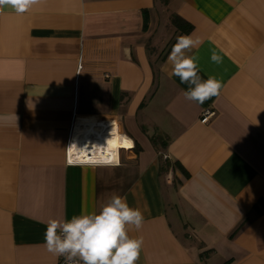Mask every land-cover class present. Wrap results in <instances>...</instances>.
<instances>
[{
  "label": "crops",
  "instance_id": "0c3cea01",
  "mask_svg": "<svg viewBox=\"0 0 264 264\" xmlns=\"http://www.w3.org/2000/svg\"><path fill=\"white\" fill-rule=\"evenodd\" d=\"M188 34L202 41L186 52L199 75L222 84L202 105L168 61ZM72 127L112 138L119 166L67 164ZM112 195L143 214L126 226L143 240L136 264H264V0L0 9V264H52L48 221L99 212Z\"/></svg>",
  "mask_w": 264,
  "mask_h": 264
},
{
  "label": "clouds",
  "instance_id": "9594fccd",
  "mask_svg": "<svg viewBox=\"0 0 264 264\" xmlns=\"http://www.w3.org/2000/svg\"><path fill=\"white\" fill-rule=\"evenodd\" d=\"M44 0H0V9L10 6L17 14H24ZM202 41L191 34L180 35L168 56L172 64L171 75L177 76L189 88L184 92L188 100L203 104L218 96L222 87L220 80L209 75L206 80L199 75V57L186 52L198 48ZM210 60L221 64L223 58L215 51ZM129 147H134L131 141ZM100 164L119 166V159L100 160ZM144 217L139 209L129 207L126 199L112 195L99 212L74 215L71 219H51L44 234L45 247L54 256H63L65 264H136L140 257L143 240L127 234V225L137 230L142 227Z\"/></svg>",
  "mask_w": 264,
  "mask_h": 264
},
{
  "label": "built area",
  "instance_id": "2783aa9c",
  "mask_svg": "<svg viewBox=\"0 0 264 264\" xmlns=\"http://www.w3.org/2000/svg\"><path fill=\"white\" fill-rule=\"evenodd\" d=\"M214 112L210 108H206L201 113L200 122L206 124L213 116ZM111 130V129H110ZM94 141L89 140H76L73 135V127L69 134L67 146H66V163L67 164H88V165H107L100 164L97 161L115 159L116 154L113 157L103 147L101 149L94 146ZM52 264H65L63 256L57 258Z\"/></svg>",
  "mask_w": 264,
  "mask_h": 264
},
{
  "label": "bare ground",
  "instance_id": "6f19581e",
  "mask_svg": "<svg viewBox=\"0 0 264 264\" xmlns=\"http://www.w3.org/2000/svg\"><path fill=\"white\" fill-rule=\"evenodd\" d=\"M76 140L78 139H82V140H89L90 142H95L94 146L101 149L102 147L110 154L107 155L108 157H113L112 155V151L115 149L116 145L115 142L112 141V138H97V137H93V138H75ZM129 143V141H127V144Z\"/></svg>",
  "mask_w": 264,
  "mask_h": 264
},
{
  "label": "trees",
  "instance_id": "16d2710c",
  "mask_svg": "<svg viewBox=\"0 0 264 264\" xmlns=\"http://www.w3.org/2000/svg\"><path fill=\"white\" fill-rule=\"evenodd\" d=\"M171 23L177 27L179 30L183 31V32H187L190 27L185 24V22H183L180 18H178L177 16H173V18L171 19ZM165 55V54H164ZM164 57V56H163ZM153 143L156 142V139H152Z\"/></svg>",
  "mask_w": 264,
  "mask_h": 264
},
{
  "label": "rangeland",
  "instance_id": "374dc122",
  "mask_svg": "<svg viewBox=\"0 0 264 264\" xmlns=\"http://www.w3.org/2000/svg\"><path fill=\"white\" fill-rule=\"evenodd\" d=\"M162 56H163V53L160 54V57H162Z\"/></svg>",
  "mask_w": 264,
  "mask_h": 264
}]
</instances>
